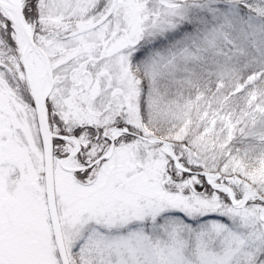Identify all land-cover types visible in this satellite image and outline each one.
<instances>
[{"label":"snow or ice","instance_id":"6c2138e0","mask_svg":"<svg viewBox=\"0 0 264 264\" xmlns=\"http://www.w3.org/2000/svg\"><path fill=\"white\" fill-rule=\"evenodd\" d=\"M0 264H264V0H0Z\"/></svg>","mask_w":264,"mask_h":264}]
</instances>
